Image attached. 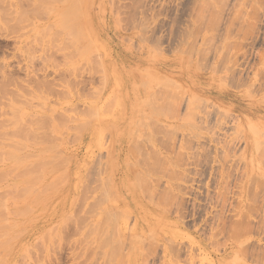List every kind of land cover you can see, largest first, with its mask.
I'll use <instances>...</instances> for the list:
<instances>
[{
  "label": "rangeland",
  "instance_id": "obj_1",
  "mask_svg": "<svg viewBox=\"0 0 264 264\" xmlns=\"http://www.w3.org/2000/svg\"><path fill=\"white\" fill-rule=\"evenodd\" d=\"M0 163V264H264V0H0Z\"/></svg>",
  "mask_w": 264,
  "mask_h": 264
},
{
  "label": "bare ground",
  "instance_id": "obj_2",
  "mask_svg": "<svg viewBox=\"0 0 264 264\" xmlns=\"http://www.w3.org/2000/svg\"><path fill=\"white\" fill-rule=\"evenodd\" d=\"M236 62H237V61H236ZM230 63H232V62H230ZM234 64H237V63H233L232 65H234ZM238 66H240V64H238ZM215 68L218 69L219 67H216V66H215ZM233 70H234V69H233ZM237 70H238V69H237ZM239 70H240V69H239ZM232 74H233V73H232ZM240 74H241V73H240ZM219 110H220V109H219ZM220 111H221V110H220ZM17 113H18V112H17ZM14 115H15V113H14ZM230 115H231V114H230ZM227 116H228V115H227ZM17 124H18V123L14 124L13 128L16 127L15 125H17ZM240 124H241V123H240ZM18 125H19V124H18ZM18 125H17V127H18ZM27 125H28V124H27ZM31 125H32V124H31ZM50 125H51V124H50ZM64 125H65V124H63V126H64ZM19 126H20V125H19ZM247 126H248V125H247ZM250 126H253V125L250 124ZM250 126H249V128H251ZM17 127L15 128V130H18ZM23 127L25 128L24 125H23ZM23 127H22V129H21V127H18L21 131H20V130H19V131H16V133H17V132H21V133H22L23 131H27V132H26L27 135H28V134L30 135L31 132H32V133H31V136H33L34 134L37 135V134H36L35 132H33L32 130H31V132L29 131V130H30V126H29V130H28L27 128L23 129ZM31 127H32V126H31ZM64 127H65V126H64ZM251 129H252V128H251ZM256 129H257V127H256ZM22 130H23V131H22ZM33 130H34V128H33ZM28 131H29L30 133H29ZM253 131H255L254 128H253ZM257 131H258V130H257ZM13 133H15V132L13 131ZM21 133H19V135L22 137L23 134H21ZM26 133H25V134H26ZM3 135H4V134H3ZM40 135H41V134H40ZM47 135H48V134H47ZM20 136H19V137H20ZM23 136L25 137V135H23ZM50 136H51V135H50ZM50 136H49V137H50ZM104 136H105V135H104ZM253 136H254V135H253ZM255 136H256V135H255ZM2 137H3V136H2ZM21 137H20V138H21ZM24 137H23V138H24ZM37 137H38V136H37ZM37 137L35 136V138H37ZM52 137H53V136H52ZM17 138H18V137H17ZM20 138H19V139H20ZM26 138H27V137H25V139H26ZM40 138H41V137H40ZM42 138H45V137L43 136V134H42ZM105 138H106V137H105ZM10 139H11V138H10ZM30 139H31V138H30ZM11 140L13 141V139H11ZM21 140L23 141L22 138H21L19 141H21ZM39 140H40V139H39ZM25 141H26V140H25ZM253 141H254V140H253ZM42 142H44V141H42ZM49 142H50V140H49ZM52 142H53V141H52ZM14 143H16V142H14ZM254 143H255V141H254ZM256 143H257V142H256ZM16 144H17V143H16ZM257 144H258V143H257ZM9 145H10V144H9ZM13 145H14V144H13ZM53 145H55V144L53 143ZM14 146H15V145H14ZM30 146H31V145H30ZM33 146H34V145H33ZM48 146H49V145H48ZM55 146H56V145H55ZM55 146H53V148H54ZM57 146H58V145H57ZM256 146H258V145H255V146H254V149H256V148H255ZM7 147H8V146H7ZM7 147H6V148H7ZM15 147H16V149H17V147H19V146L16 145ZM31 147H32V146H31ZM67 147H68V146H67ZM259 147H260V146H259ZM259 147H258V148H259ZM225 148H226V147H225ZM19 149H20V148H19ZM19 149H17V150L19 151ZM56 149H57V148L55 147L53 150H56ZM13 150H14V149H13ZM28 150H29V149H28ZM257 150H258V149H257ZM257 150H256V151H257ZM11 151H12V150H11ZM14 151H15V150H14ZM30 151H31V150H30ZM33 151H34V149H33ZM45 151H46V150H45ZM66 151H67V150H66ZM16 152H17V151H16ZM16 152H13V151H12V152L9 154L10 160L12 159V160H14L15 162L18 161V159H16V157H17V153H16ZM58 152H59V154H58ZM58 152H56V153H57L56 155H61V156H62V153H61L60 151H58ZM257 153H258V152H257ZM21 154H22V153H21ZM149 154H150V153H149ZM175 154H177V153H175ZM4 155H5V154H4ZM27 155H28V154H27ZM31 155L34 156V154H29V156H31ZM39 155H41V154H39ZM45 155H46V154H45ZM36 156H37V155H36ZM36 156H34V157H36ZM154 156H155V155H154ZM147 157H148V156H147ZM36 158H37V157H36ZM36 158H35V159H36ZM38 158H39V157H38ZM50 158H51V157H50ZM52 158H53V157H52ZM174 158H175V157H174ZM179 158H180V156H179ZM39 159H40V158H39ZM67 159H68V158H67ZM167 159H168V158H167ZM177 159H178V158H177ZM5 160H7V158H6ZM10 160L8 159V161H10ZM21 160H23V159H21ZM25 160H26V159H25ZM62 160H63V161L65 160V164H66V158H65V159H62ZM164 160H165V159H164ZM171 160H172V159H171ZM173 160H174V159H173ZM175 160H176V159H175ZM180 160H181V158L179 159V161H180ZM23 161H24V160H23ZM26 161H27V160H26ZM56 161H58V160H56ZM68 161H70V159H68ZM68 161H67V162H68ZM2 162H4V161H2ZM15 162H14V163H15ZM40 162H41V161H40ZM49 162H50V161H49ZM52 162L54 163V161H51V163H52ZM172 162H173V161H172ZM17 163H18V162H17ZM19 163H20V161H19ZM21 163H22V162H21ZM53 163H52V164H53ZM71 163H72V162H71ZM91 163H92V162H91ZM143 163H144V162H143ZM158 163H159V161H158ZM165 163H166V160H165ZM165 163H164V165H165ZM181 163H182V161H181ZM185 163H186V162H185ZM0 164L2 165V163H0ZM5 164H6V162H5ZM56 164H60V162H59V163H56ZM65 164H64V163H63V164L61 163L62 166L65 165ZM155 164H156V163H155ZM183 164H184V162H183ZM92 165H93V163H92ZM104 165H105V164H104ZM151 165H154V164L152 163ZM184 165H186V164H184ZM16 166H17V165H16ZM19 166H21V165H19ZM45 166H46V164H45ZM48 166H49V165H48ZM50 166H51V165H50ZM53 166H54V165H53ZM101 166H102V165H101ZM143 166H145V165H143ZM155 166H156V165H155ZM158 166H159V165H158ZM158 166H157V167H158ZM181 166H183V165H181ZM222 166H225V165H222ZM1 167H2V166H1ZM21 167H22V166H21ZM41 167L44 168V165H43V166H39L40 169H38V170H41V169H42ZM145 167H146V166H145ZM163 167H165V170L167 169V168H166L167 165H166V166H163ZM4 168H5V167H4ZM33 168H34V167H33ZM33 168H31L32 171H36V170H37L36 166H35L34 169H33ZM59 168H61V167H59ZM146 168H147V167H146ZM158 168H159V167H158ZM160 168H161V167H160ZM160 168H159V169H160ZM7 169H8V168H7ZM13 169L16 170L17 168H16V169L13 168ZM22 169H23V168H22ZM147 169H148V168H147ZM162 169H164V168H162ZM223 169H224V168H223ZM24 170L27 171L28 169H24ZM24 170H23V171H24ZM29 170H30V169H29ZM29 170H28V171H29ZM38 170H37V171H38ZM53 170H54V168H53L51 171H53ZM185 170H186V169H185ZM224 170H225V169H224ZM6 171H7V170H6ZM19 171H22V170H19ZM28 171H27V172H28ZM37 171H36V172H37ZM48 171H49V170H48ZM90 171H91V168H90ZM93 171H94V169H93ZM102 171H103V168H102ZM104 171H105V170H104ZM162 171H163V170H162ZM183 171H184V170H183ZM86 172H87V171H86ZM166 172H167V171H166ZM170 172H171V171H170ZM178 172H179V171H178ZM225 172H227V171H225ZM225 172H224V173H225ZM228 172L231 173L230 170H229ZM228 172H227V173H228ZM33 173H34V172H33ZM46 173H47V171H46ZM51 173H52V172H51ZM77 173H78V172H77ZM93 173H94V172H93ZM164 173H165V172H164ZM181 173H182V172H181ZM27 174L29 175V172H28ZM31 174H32V173H30L29 177L31 176ZM64 174H65V172H64ZM67 174H68V173H67ZM67 174H66V175H67ZM179 174H180V173H179ZM225 174H226V173H225ZM28 175H27V176H28ZM36 175H37V176H36ZM36 175H33V176L38 177V178L35 177L36 180L39 179V178L42 179V177H39L38 174H36ZM66 175H65V176H66ZM163 175H164V174H163ZM173 175H174V174H173ZM221 175H222V174H221ZM226 175H227V174H226ZM33 176H31V177H33ZM67 176H68V175H67ZM91 176H93V175L91 174ZM176 176H177V175H176ZM228 176H229V174H228ZM244 176H245V174H244ZM244 176H243V177H244ZM250 176H253V175H250ZM226 177H227V176H226ZM241 177H242V176H241ZM33 178H34V177H33ZM33 178H31V179L29 178V179L32 181ZM35 178H34V180H35ZM66 178H67V177H66ZM175 178H176V177H175ZM218 178H219V177H218ZM222 178H224V180L222 181V179L220 178V180H221L222 183H223V184H222L223 186H221V188L223 187L222 190H223V189H227V185H226V183H227L226 179H227V178L225 179V177H224L223 175H222ZM228 178L230 179V177H228ZM244 178H245V177H244ZM244 178H243V179H244ZM40 179H39V180H40ZM229 179H228V180H229ZM256 179H257V178H256ZM3 180H4V179H3ZM45 180H46V179H45ZM57 180H58V178H57ZM90 180H91V177H90ZM90 180H89V181H90ZM141 180H142V179H140V181H141ZM176 180H177V178H176ZM218 180H219V179H218ZM218 180H217V181H218ZM241 180H242V179H241ZM246 180H247V179H246ZM254 180H255V179H254ZM23 181H24V180H23ZM37 181H38V180H37ZM37 181H34V182L37 183ZM91 181H93V180H91ZM91 181H90V182H91ZM97 181H98V180H97ZM135 181H136V180H135ZM225 181H226V182H225ZM248 181H249V180H248ZM255 181H257V180H255ZM0 182H1V181H0ZM29 182H30V181H29ZM57 182H58V181H57ZM57 182H54V183H53V184H55V185L52 184V186H53L52 188H51V186H49V187H50V188H49V187H48V184H46V185H47V187L49 188V190H52V189H53L52 191H54V190H55V187L57 188L59 185L62 184V181H61V183L58 182L59 184H58ZM83 182H84V181H83ZM108 182H109V180H108ZM136 182H137V181H136ZM144 182H145V180H144ZM219 182H220V181H219ZM224 182H225V184H224ZM229 182H230V181H229ZM244 182H245V180H244ZM249 182H250V181H249ZM249 182H248V185H250V184L252 183V182H251V183L249 184ZM32 183H33V182H32ZM51 183H52V182H51ZM93 183H95V182H93ZM145 183H146V182H145ZM145 183H144V184H145ZM240 183L242 184L243 182H240ZM257 183H258V182H257ZM259 183H260V182H259ZM13 184H14V183H13ZM15 184H16V183H15ZM19 184H20V183H19ZM25 184H28V183H25ZM25 184H24V185H25ZM30 184H31V183H30ZM37 184H38V183H37ZM42 184H43V183H42ZM88 184H89V183H88ZM91 184H92V183H91ZM140 184H141V183H140ZM140 184H138V185H140ZM142 184H143V183H142ZM142 184H141V187H142ZM144 184H143V185H144ZM155 184H156V183H155ZM155 184H154V185H155ZM244 184H245V183H244ZM252 184H253V183H252ZM33 185H34V187H35V183H34ZM46 185H44L45 187H42V188H44V190L46 189ZM174 185H175V184H174ZM218 185H219V183H218ZM248 185H247V186H248ZM257 185H258V184H257ZM260 185H261V184H260ZM12 186H13V185H12ZM62 186H64V185H62ZM145 186H146V184L144 185V187H145ZM148 186H149V185H148ZM150 186H151V185H150ZM155 186H156V185H155ZM155 186H154V187H155ZM157 186H158V184H157ZM219 186H220V185H219ZM219 186H218V187H219ZM225 186H226V188H224ZM239 186H240V184H239ZM258 186H259V185H258ZM14 187H15V186H14ZM20 187H21V186H20ZM27 187H29V186H26V188H27ZM141 187H140L139 189H141ZM144 187H142L143 196H144V191H145V189H143ZM250 187H251V186H250ZM252 187H254V186L252 185ZM252 187H251V190H252ZM15 188H16V187H15ZM21 188H22V187H21ZM26 188L23 187L24 190H25ZM35 188H36V187H35ZM146 188H147V187H146ZM149 188H150V187H149ZM241 188H244V187L240 186V189H239L240 191H241ZM245 188H246V187H245ZM29 189H30V188H29ZM29 189H27V191H28ZM31 189H32V188H31ZM60 189H61V187H60L58 190H60ZM77 189H78V188H77ZM103 189H104V188H103ZM154 189H155V188H154ZM167 189H168V188H167ZM218 189H219V188H218ZM247 189H248V188H247ZM253 189H254V188H253ZM19 190H20V189H19ZM35 190L38 191V189H35ZM44 190L41 189L42 192H40V193H43ZM46 190H47V191H44V192L47 193L49 190H48V189H46ZM56 190H57V189H56ZM56 190H55V191H56ZM58 190H57V193H58ZM105 190H106V189H105ZM147 190H148V189H147ZM164 190H166V189H164ZM227 190H229V189H227ZM227 190H226V191H227ZM249 190H250V188L248 189V192H249ZM25 191H26V190H25ZM27 191H26V192H27ZM37 191H36V192H37ZM52 191H51V193H52ZM142 191H141V192H142ZM218 191H219V190H218ZM246 191H247V190H246ZM255 191H256V189H255ZM30 192H31V190H30ZM33 192H34V190H33ZM104 192H105V191H104ZM146 192H147V191H146ZM148 192H149V191H148ZM148 192H147L146 194H148V195L151 196V193L149 192V193H150V194H149ZM163 192H164V191H163ZM242 192H244V191H242ZM257 192H258V190H257ZM28 193H29V191H28ZM38 193H39V191H38ZM40 193H39V194H40ZM46 193H45V194H46ZM49 193H50V192H49ZM49 193H48V194H49ZM159 193H161V192H159ZM164 193H165V192H164ZM168 193H169V192H168ZM227 193H228V191H227ZM240 193H241V192H240ZM250 193H253V192L251 191ZM34 194H35V193H34ZM36 194H37V193H36ZM39 194H38V195H39ZM53 194H54V193H53ZM60 194H61V193H60ZM155 194H156V193H155ZM157 194H158V193H157ZM218 194L220 195V193H218ZM223 194H224V193H223ZM223 194H222V195H223ZM245 194H246V193H245ZM247 194H248V193H247ZM253 194H254V193H253ZM253 194H252V195H253ZM29 195H30V194H29ZM29 195H27L28 198L30 197ZM32 195H33V194H32ZM43 195H44V194H42V196H43ZM148 195H147V197H148ZM158 195H159V194H158ZM160 195H162V194H160ZM166 195H167V193H166ZM219 195H218V196H219ZM222 195H221V197H223ZM240 195H241V194H240ZM242 195H243V193H242ZM255 195H256V194H255ZM40 196H41V195H40ZM40 196H38V198H39ZM62 196H63V195H62ZM153 196H154V195H153ZM247 196H251V195L249 194V195H247ZM162 197H163V195H162ZM162 197H160L161 199H159L158 197L155 198V199H157V201H158V199H159V201L162 200V202H164ZM166 197H167V196H166ZM166 197H164V198H166ZM219 197H220V196H219ZM221 197H220V198H221ZM224 197H225V196H224ZM224 197H223L222 199L219 198V199H220L219 201L223 200V201H221V202H228V201H224V200H226V199H224ZM227 197H228V195L226 196V198H227ZM241 197H242V196H241ZM256 197H257V196H256ZM256 197L254 196V198L252 197V198L250 199V201L253 199V200L251 201V204H252V205H253L252 202H254V199H255ZM40 198L42 199L43 197H40ZM152 198H153V197H152ZM216 198H217V195H216ZM238 198H239V193H238ZM242 198H243V197H242ZM41 199H40V200H41ZM148 199H149V198H148ZM150 199H151V198H150ZM153 199H154V198H153ZM153 199H152V200H153ZM166 199H167V198H166ZM168 199H169V198H168ZM168 199H167V200H168ZM239 199H240V198H239ZM244 199H245V197H244ZM248 199H249V197H248ZM28 200H29V199H28ZM34 200H37V195H36V198H35ZM167 200H166V201H167ZM217 200H218V199H217ZM29 201H30V200H29ZM37 201H38V202H37ZM37 201H36L37 204H38L37 207H40V206H39L40 202H42V201H44V200H42V201H40V202H39V200H37ZM50 201H51V200H50ZM62 201H63V200H62ZM159 201H158V202H159ZM166 201H165V204L167 205L168 202H166ZM219 201H218V202H219ZM245 201H246V200H245ZM247 201H248V200H247ZM255 201H256V200H255ZM0 202H1V201H0ZM24 202H25V201H24ZM24 202H23V204H25ZM33 202H34V201H33ZM46 202H48V201H46ZM215 202H216V201H215ZM49 203H51V202H49ZM171 203H172V201H171ZM171 203H169V204H171ZM216 203H217V202H216ZM219 203H220V202H219ZM0 204H1V203H0ZM33 204L36 205V203H33ZM45 204H46V203H45ZM151 204H152V203H151ZM174 204H175V203H174ZM223 204H224V203H223ZM223 204L221 203V205H223ZM225 204H226V203H225ZM225 204H224V206H225ZM238 204H239V205H238ZM238 204H236V206L238 205L237 208H236V206H235V209L238 210V213L235 212L234 210H233V211H234L235 213H237V215L239 214V215L241 216V215L244 214V211H242V210H243V207H244V205H243V201L240 200V203H239V201H238ZM248 204H249V203H247V205H248ZM48 205H50V204H48ZM154 205H155V204H154ZM221 205H220V206H221ZM231 205H232V204H231ZM231 205H230V206H231ZM43 206H44V205H43ZM156 206H157V205H156ZM218 206H219V204H218ZM249 206H250V208H249L248 211L251 212V211H250V209H251V205H249ZM254 206H255V205H254ZM28 207H29V206H28ZM167 207H168V206H167ZM172 207H173V206H172ZM177 207H179V206H177ZM232 207H233V205H232ZM45 208H46V206H45ZM158 208H159V207H158ZM169 208H171V207H169ZM212 208H213V207H212ZM233 208H234V207H233ZM252 208H254V207L252 206ZM30 209H31V208H30ZM56 209H57V208H56ZM195 209H196V208H195ZM222 209H224V208L222 207ZM228 209H229V208H228ZM245 209H246V208H245ZM23 210H24V209H23ZM31 210H32V209H31ZM172 210H173V208H172ZM178 210H180V208H179ZM193 210H194V209H193ZM251 210H252V209H251ZM41 211H42V210H41ZM170 211H171V210H170ZM252 211H253V210H252ZM20 212H21V211H20ZM22 212H23V211H22ZM25 212H26V211H25ZM25 212H24V213H25ZM177 212H178V211H177ZM220 212H222V211H220ZM220 212H219V213H220ZM223 212H225V211H223ZM256 212H257V211H256ZM24 213H22V214H24ZM30 213H31V212H30ZM170 213H171V212H170ZM247 213H248V212H247ZM26 214H27V212H26ZM28 214H29V213H28ZM173 214H174V212H173ZM20 215H21V214H20ZM222 215H223V214H222ZM235 215H236V214H235ZM235 215H234V216H235ZM245 215H246V213H245ZM18 216H19V215H18ZM25 216H26V215H25ZM34 216H35V215H34ZM217 216H219L218 213H217ZM219 217H220V216H219ZM235 217H236V216H235ZM241 218H242V220H240V222H241V223H244V222H243V220H244L243 218H244V217L241 216ZM247 218H248V215H247ZM261 218H262V217H261ZM66 219H67V218H66ZM180 219H181V218H180ZM245 219H246V218H245ZM262 219H264V218H262ZM28 220H29V219H28ZM63 220H64V219H63ZM112 220H113V219H112ZM221 220H222V219H221ZM12 221H13V220H12ZM18 221H19V220H18ZM235 221L237 222V220H235ZM238 221H239V219H238ZM248 221L250 222L249 218H248ZM262 221H263V220H262ZM19 222H20V221H19ZM222 222H224V221H222ZM240 222H239V224H240ZM245 222H246V221H245ZM249 222H248V223H249ZM234 223H235V222H234ZM248 223H247V225H249ZM106 224H107V223H106ZM236 224H237V223H235V225L232 226V228L234 227L233 229H236V230H237V229H238V226H239L240 228H242V231H243V227H244V226L247 227V225H243V226L241 227L240 225H242V224H240V225L237 224V226H236ZM110 225H111V224H110ZM221 225H222V224H221ZM226 225H227V224H226ZM113 226H114V225H113ZM15 227H16V226H15ZM222 227H223V226H222ZM222 227H221V228H222ZM224 227H225V226H224ZM221 228H220V229H221ZM240 228H239V229H240ZM239 229H238L237 231H240V230H241V229H240V230H239ZM223 230H224V228H223ZM229 230L232 231V229H229ZM236 230H234V231H236ZM225 231H226V230H225ZM234 231H232L231 233H230V231H229V232L226 233V234H229V233H230V234L232 235V234H234V233H233ZM242 231H241V233H242ZM244 231H245V230H244ZM244 231H243V232H244ZM111 232H112V231H111ZM223 232H224V231H223ZM101 233H102V231H101ZM217 233H218V232H217ZM236 233H237V232H236ZM236 233H235V234H236ZM239 233H240V232H239ZM241 233H240V234H241ZM15 234H16V232H15ZM15 234H14V235H15ZM19 234H20V233H19ZM215 234H216V233H215ZM235 234H234V235H235ZM240 234H236L237 237H238V236L240 237ZM0 235H1V234H0ZM7 235H8V234H7ZM109 235H110V234H109ZM113 235H114V234H113ZM115 235H117V234H115ZM115 235H114V236H115ZM209 235H210V234H209ZM231 235H230V236H231ZM2 236H3V235H2ZM212 236L215 238V235H212ZM232 236H233V235H232ZM232 236H231V238H233ZM241 236H242V234H241ZM116 237H117V236H115V238H116ZM213 237H211V239H212ZM216 237H217V236H216ZM2 238H3V237H2ZM13 238H14V237H13ZM17 238H18V237H17ZM17 238H16V239H17ZM108 238H109V237H108ZM115 238H113V239H115ZM231 238H230V239H231ZM113 239H112V240H113ZM127 239H128V237H127ZM234 239H236V238H234ZM237 239H238V238H237ZM237 239H236V240H237ZM14 240H15V239H14ZM14 240H13V241H14ZM232 240H233V239H232ZM236 240H235V241H236ZM238 240H239V239H238ZM127 241H128V240H127ZM131 241H132V240H131ZM131 241H130V243H131ZM247 241H248V240H247ZM116 242H117V241H116ZM206 242H207V241H206ZM212 242H213V241H212ZM118 243H119V242H118ZM128 243H129V242H128ZM214 243H216V242L214 241ZM243 243H244V242H243ZM113 244H115V242H114ZM116 244H117V243H116ZM116 244H115V245H116ZM169 244H170V243H169ZM166 245H167V244H166ZM211 245H212V244H211ZM241 245H242V243H241ZM243 245H244V244H243ZM208 246H209V244H208ZM239 246H240V244H239ZM112 247H113V246H112ZM114 247H115V246H114ZM127 247H128V244H127ZM243 247H244V246H243ZM246 247H247V246H246ZM115 248H117V247H115ZM115 248H114V249H111L110 251H112V250L114 251ZM169 248H170V247H169ZM241 248H242V247H241ZM127 249H128V248H127ZM175 249H176V248H175ZM181 249H182V248H181ZM181 249H180V250H181ZM166 250H167V249H165V252H166ZM244 250H245V249H244ZM244 250H243V251H244ZM174 252H176V251H174ZM174 252H173V254H174ZM220 252H221V250H220ZM115 253L118 254V252H116V251H115ZM176 254H177V252H176ZM170 255H171V253H170ZM235 255H236V253H235ZM261 255H262V254H261ZM168 256H169V255H168ZM176 263H177V262H176Z\"/></svg>",
  "mask_w": 264,
  "mask_h": 264
}]
</instances>
